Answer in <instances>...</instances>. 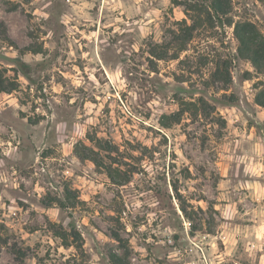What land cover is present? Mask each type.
Here are the masks:
<instances>
[{
	"label": "rangeland",
	"instance_id": "1",
	"mask_svg": "<svg viewBox=\"0 0 264 264\" xmlns=\"http://www.w3.org/2000/svg\"><path fill=\"white\" fill-rule=\"evenodd\" d=\"M209 3L0 0V264H264V0Z\"/></svg>",
	"mask_w": 264,
	"mask_h": 264
},
{
	"label": "trees",
	"instance_id": "2",
	"mask_svg": "<svg viewBox=\"0 0 264 264\" xmlns=\"http://www.w3.org/2000/svg\"><path fill=\"white\" fill-rule=\"evenodd\" d=\"M209 6L216 14H227L229 12V0H209ZM232 21H229L231 24ZM189 26H187L188 28ZM190 29V27H189ZM233 33L238 41L237 52L241 58H245L259 71L264 73V38L256 26L249 21H238L233 24ZM0 78V91L6 87ZM255 102L264 106V97L261 94L255 96ZM176 190V189H175ZM184 211L183 207L181 208ZM113 264H121V258L111 256Z\"/></svg>",
	"mask_w": 264,
	"mask_h": 264
}]
</instances>
